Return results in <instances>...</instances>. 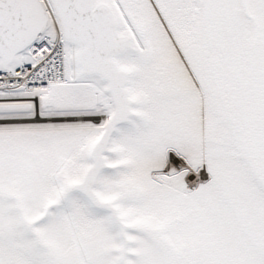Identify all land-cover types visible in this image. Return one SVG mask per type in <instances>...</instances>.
<instances>
[{"label": "snow or ice", "instance_id": "6c2138e0", "mask_svg": "<svg viewBox=\"0 0 264 264\" xmlns=\"http://www.w3.org/2000/svg\"><path fill=\"white\" fill-rule=\"evenodd\" d=\"M0 264H264V0H0Z\"/></svg>", "mask_w": 264, "mask_h": 264}]
</instances>
